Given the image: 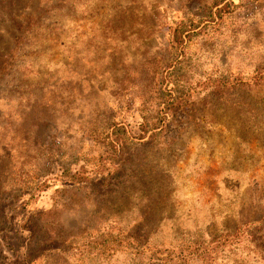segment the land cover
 I'll return each mask as SVG.
<instances>
[{
  "label": "rangeland",
  "instance_id": "rangeland-1",
  "mask_svg": "<svg viewBox=\"0 0 264 264\" xmlns=\"http://www.w3.org/2000/svg\"><path fill=\"white\" fill-rule=\"evenodd\" d=\"M8 1L0 264H264V0Z\"/></svg>",
  "mask_w": 264,
  "mask_h": 264
},
{
  "label": "trees",
  "instance_id": "trees-1",
  "mask_svg": "<svg viewBox=\"0 0 264 264\" xmlns=\"http://www.w3.org/2000/svg\"><path fill=\"white\" fill-rule=\"evenodd\" d=\"M9 6V7H8ZM14 6H15V3H14V0H12V2H10V1H8L7 3H6V5L5 6H3L2 7V10L4 11V12H8V14H9V19H14L15 20V18H16V10H15V8H14ZM34 15H30V19H29V21H28V23L26 24V26L28 27L30 24L32 25V20H33V18L35 19V17H33ZM23 32H25V29L23 30L22 29V27H20L18 30H17V34H12V36H13V39H14V41H19L20 40V38H19V36H20V34H22ZM5 56H7V58H8V63L11 61V59H12V56H13V54H8V55H5ZM11 57V58H10ZM10 58V59H9Z\"/></svg>",
  "mask_w": 264,
  "mask_h": 264
}]
</instances>
